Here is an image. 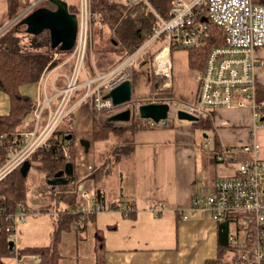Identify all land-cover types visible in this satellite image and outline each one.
Here are the masks:
<instances>
[{
  "label": "built area",
  "instance_id": "obj_1",
  "mask_svg": "<svg viewBox=\"0 0 264 264\" xmlns=\"http://www.w3.org/2000/svg\"><path fill=\"white\" fill-rule=\"evenodd\" d=\"M44 1L35 0L25 15ZM140 2H145L156 17L152 37L111 71L100 73L91 64V73L87 59L92 57L93 29L102 28V24L94 12L93 0H78V33L73 52L58 64L60 55L55 53L42 74L38 86L43 99L35 101L29 129L20 132L7 145H2L5 137L0 135V149L5 148L0 161V183L29 162L36 152L48 149L63 122L73 121L76 108L86 100H92L93 110L97 112L115 110L112 99H106L105 95L125 81L132 82L134 68L158 45L161 48L146 71L147 80L148 76H154L161 89L172 87L174 52L207 49L196 101L166 102L169 104L167 120L180 111L200 120L220 109L250 108L253 130L258 124L264 125L263 106L258 103L261 88L256 77L257 51L264 48V4L256 0H170L167 16L157 12L149 0H127L126 4ZM69 62L71 70L66 72ZM79 90H84L83 95L72 102ZM156 124L152 119L147 120L150 128H155ZM211 145L212 139H208L206 147ZM62 147L70 159L67 140ZM252 150L249 160H241L231 148L218 153L216 161L235 166V174L217 180L208 194L195 196L191 204L192 209L209 211L218 223L229 215L239 216L242 228L233 230L229 236L230 242L238 248L235 264H264V160L257 147ZM78 197L81 206L74 213L89 215L105 211L95 192L84 183L78 185ZM127 209L135 211L134 207ZM30 214L24 207L7 214L11 225L6 232L14 236Z\"/></svg>",
  "mask_w": 264,
  "mask_h": 264
},
{
  "label": "crops",
  "instance_id": "obj_2",
  "mask_svg": "<svg viewBox=\"0 0 264 264\" xmlns=\"http://www.w3.org/2000/svg\"><path fill=\"white\" fill-rule=\"evenodd\" d=\"M12 1L0 0V27L8 21ZM107 69H98V72L104 73ZM256 77L262 92L264 48L257 51ZM145 79L144 84L138 83L136 94L140 89L144 90ZM193 82L196 79L189 68V53L176 51L172 55V89L176 98L196 101L199 88L197 83L194 87ZM24 87L21 92L28 96ZM136 94L133 89V96ZM36 97L30 98L35 102ZM9 112V97L0 92V115ZM213 113V134L217 142L213 136L205 134L204 139H212V145L207 148L203 141L201 147L195 146V142L190 141V133L182 132L174 123L167 128L137 130L133 160L120 165L105 180V211L95 214L94 222L88 223L82 238L75 230L62 234L60 264H96L97 230L104 235L106 264H205L215 260L218 256V222L209 211L192 209V200L197 195L208 194L217 180L235 174V166L216 161V143L223 150H238L237 153L246 155V160L250 159L252 148L257 147L264 160V125L258 124L253 130L250 108L220 109ZM31 119L30 113L25 119L24 130L29 129ZM90 170L87 169L89 173ZM114 175H118L117 182L112 180ZM85 184L89 190H95L91 181ZM113 204H117L116 209H106ZM128 207H134L135 211H129ZM31 209L28 219L12 236L13 249L17 251L46 247L51 242L52 215L41 212L38 206ZM36 262L35 257L19 260L17 256H11L4 257L0 264Z\"/></svg>",
  "mask_w": 264,
  "mask_h": 264
},
{
  "label": "trees",
  "instance_id": "obj_3",
  "mask_svg": "<svg viewBox=\"0 0 264 264\" xmlns=\"http://www.w3.org/2000/svg\"><path fill=\"white\" fill-rule=\"evenodd\" d=\"M34 1L13 0L8 21L2 24L0 29L14 20ZM149 2L157 12L167 16L171 6L170 0H149ZM256 2L264 4V0H256ZM93 5L102 28L109 32L110 37L105 41L107 52H114L119 57L117 61H114V65L107 69L109 72L152 37V28L156 23V17L145 2L128 5L112 0H93ZM42 7L51 10L56 8L50 0L44 1ZM69 11L77 15L78 4L69 3ZM160 48L158 45L154 50L146 53L142 64L145 65L151 61ZM72 52L73 50L64 52L59 48L52 49L49 31L32 35L26 31V26L19 24V21L0 34V92L7 94L10 100L9 114L0 115V135L5 137L2 145H7L10 140L24 130L26 117L35 109L36 103L29 96L22 94L21 87L37 83L47 66L52 62L55 53L60 55L56 62L58 64L68 59ZM188 53L190 69L201 74L207 49H191ZM87 65L89 71L93 73L89 57ZM70 70L71 63L69 62L65 66V71L70 72ZM147 82H150V98L156 99V103L175 100L172 88L161 89L154 76H148ZM83 93L84 90H79L72 102L77 101V98ZM138 101L133 96V100L129 104L134 109V105ZM148 103L152 102L149 101ZM258 103L263 106L264 110V87L258 96ZM125 107L123 105L115 110L104 112L93 110L92 142L95 146V162L89 175L83 181L76 182L74 180L65 186L49 183V180L54 179L60 173H63L62 176H64L69 165H72L75 174L74 137L68 141L70 159L65 156L62 147L66 143V137L69 134L74 135L75 131L73 127L69 126L63 129L61 126L50 141V147L36 152L29 159L31 168L26 174H24L22 167L17 168L0 183V263L4 257L17 256L19 260H22L23 257H35L37 259L35 264H60L62 234L75 230L78 237H83L88 223L94 222L95 214L83 215L73 212L81 206L78 197V185L91 181L97 201L105 207L106 196L103 194L105 180L111 177L120 165L133 160L135 132L150 128L147 125V120L142 119L139 114H134V111L128 123L109 120L114 113L122 111ZM213 117L214 113L211 112L208 118L200 119L193 125L204 130H213ZM171 120L169 119L165 123H157L155 128L172 127L173 122ZM69 123L71 124L72 121L69 120ZM213 140L217 142L216 137ZM222 151L223 149L216 143L215 154L217 155ZM4 152L5 148H1L0 161L3 160ZM237 154L241 160L247 159L245 154L240 152ZM32 169L44 178V182L35 189V194L40 201L39 210L52 215L54 224L51 242L46 247L10 250L9 246L13 238L6 232V228L11 225V222L6 219V215L16 212L21 207H24L28 212L32 211V205H30L28 198L30 192L28 182ZM116 208L117 204H113L106 209ZM238 219V215H229L224 221L218 223V256L215 260H209L205 264H235L238 248L230 242L229 236L233 230L242 228ZM95 240L96 264H106L105 240L101 231H96Z\"/></svg>",
  "mask_w": 264,
  "mask_h": 264
},
{
  "label": "rangeland",
  "instance_id": "obj_4",
  "mask_svg": "<svg viewBox=\"0 0 264 264\" xmlns=\"http://www.w3.org/2000/svg\"><path fill=\"white\" fill-rule=\"evenodd\" d=\"M114 2H119V3H126L127 0H112ZM70 4H75L78 3V0H68ZM42 7V3L38 6ZM9 24V23H8ZM7 24V25H8ZM6 31V30H5ZM109 36L108 30H105L104 28H101L100 26H95L93 29V43L92 47L90 49V52L92 54V57H89L90 64H94L97 69H107L108 67H112L114 65V61H117L119 59L118 55L114 52H107V46L105 44V41ZM109 39V38H108ZM181 53L185 54L186 51H180ZM175 53V52H174ZM173 53V54H174ZM142 58V56H141ZM174 62V61H173ZM150 61L143 65L142 61L140 64H138L133 71V76H132V84H133V89L134 93L136 94L137 91V86L138 83L141 82L144 84V79H145V87L144 90H139V93L135 95V97L140 101H138L134 105V109L132 105L126 104L125 108L123 110L131 109L132 110V116H133V111L134 114H139V107L142 104H147L149 101L152 103H156V99L150 98V82H147V71L148 70V64ZM116 68V67H115ZM190 68V66H189ZM100 70V71H101ZM192 71V70H191ZM175 77L177 79V71H176V65H175ZM200 73L192 71V76L195 77L196 82L194 83V87L196 86V83L198 84L199 88V77ZM192 80V77H191ZM177 80H175L176 83ZM172 88V87H171ZM197 88V89H198ZM170 89V88H169ZM173 90V89H172ZM23 91H26L28 96L37 97L36 100L38 101L39 99H43V92L39 88V86L35 84H29L23 88ZM29 92V93H28ZM174 92V90H173ZM77 96V94L75 95ZM74 99V98H73ZM72 99V100H73ZM78 99V98H77ZM174 99L179 100L176 98L175 93H174ZM185 101V100H183ZM189 102V101H187ZM159 104V103H157ZM92 114H93V104L92 100L88 99L86 100L83 104L79 105L74 114V120L72 123H69V119L63 122L61 125L62 128H67V127H73L75 134L73 135L74 137V145H75V150H76V158H75V181L76 182H81L87 175L89 174V171L87 169L90 167L89 165H94L95 162V146L92 142ZM176 126L179 127V129L184 132V133H190V141L192 143L195 142V146L201 147L202 141L205 143L204 148L206 146V142L208 141V138L204 139V135L214 136L213 130H204L201 128L196 127L193 125L194 122H190L187 120H180L178 119L177 115L173 117L171 120ZM83 140H88L90 143V150L88 153H86L84 146L82 145L81 141ZM238 151V150H237ZM219 163V162H218ZM223 164V163H221ZM34 169L31 170V177L29 178L28 186L30 187V192L28 193V198H29V203L34 206H38L40 204V201L38 197L35 194V189L39 185H41L44 182V178L41 177L36 171H33ZM113 182H117L118 180V175H114L113 177ZM85 184V183H84ZM86 185V184H85ZM74 233V232H73Z\"/></svg>",
  "mask_w": 264,
  "mask_h": 264
},
{
  "label": "water",
  "instance_id": "obj_5",
  "mask_svg": "<svg viewBox=\"0 0 264 264\" xmlns=\"http://www.w3.org/2000/svg\"><path fill=\"white\" fill-rule=\"evenodd\" d=\"M52 4L56 6V10H51L46 7H39L35 9L30 14L25 15L27 9H25L21 14H19L14 20H12L8 25H6L0 34L7 30L10 26L19 21L20 25L26 26V31L32 35H38L44 31H49L51 35V47L52 49L59 48L61 51L68 52L71 51L76 43L77 33H78V19L77 15L69 11V2L67 0H50ZM106 99H112L116 107H121L123 105L129 104L133 100V84L131 81H125L118 85L116 88L111 90L105 95ZM169 104L167 103H147L142 104L139 107V115L142 119H152L156 123L165 121L168 119ZM180 120H187L190 122H199V118L188 114L187 112L180 111L177 115ZM132 118V110H122L120 112L114 113L109 120L128 123ZM264 120V117L262 118ZM73 138V134H69L66 137L67 141ZM88 152L90 149V141H81ZM30 169V164L27 162L22 166L24 174ZM58 174L54 179L49 180L50 184L56 186H65L70 182L75 180L74 169L72 165L67 167L66 172ZM10 250L14 248V241L10 242Z\"/></svg>",
  "mask_w": 264,
  "mask_h": 264
},
{
  "label": "bare ground",
  "instance_id": "obj_6",
  "mask_svg": "<svg viewBox=\"0 0 264 264\" xmlns=\"http://www.w3.org/2000/svg\"><path fill=\"white\" fill-rule=\"evenodd\" d=\"M160 58H162L163 60L165 59L163 54L160 55Z\"/></svg>",
  "mask_w": 264,
  "mask_h": 264
},
{
  "label": "flooded vegetation",
  "instance_id": "obj_7",
  "mask_svg": "<svg viewBox=\"0 0 264 264\" xmlns=\"http://www.w3.org/2000/svg\"><path fill=\"white\" fill-rule=\"evenodd\" d=\"M67 1H68V0H67ZM54 10H56V8H55Z\"/></svg>",
  "mask_w": 264,
  "mask_h": 264
}]
</instances>
